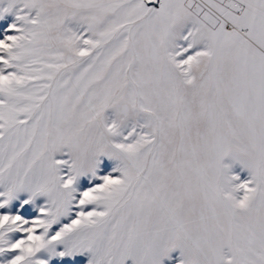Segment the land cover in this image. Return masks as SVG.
I'll list each match as a JSON object with an SVG mask.
<instances>
[{
	"label": "snow or ice",
	"instance_id": "obj_1",
	"mask_svg": "<svg viewBox=\"0 0 264 264\" xmlns=\"http://www.w3.org/2000/svg\"><path fill=\"white\" fill-rule=\"evenodd\" d=\"M264 264V0H0V264Z\"/></svg>",
	"mask_w": 264,
	"mask_h": 264
},
{
	"label": "rangeland",
	"instance_id": "obj_2",
	"mask_svg": "<svg viewBox=\"0 0 264 264\" xmlns=\"http://www.w3.org/2000/svg\"><path fill=\"white\" fill-rule=\"evenodd\" d=\"M171 259L165 257L163 260V264H177L179 259V249H175L170 253ZM126 264H131V260L126 261Z\"/></svg>",
	"mask_w": 264,
	"mask_h": 264
}]
</instances>
